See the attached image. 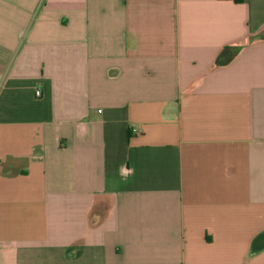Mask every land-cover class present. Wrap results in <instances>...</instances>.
<instances>
[{"label": "crops", "instance_id": "crops-1", "mask_svg": "<svg viewBox=\"0 0 264 264\" xmlns=\"http://www.w3.org/2000/svg\"><path fill=\"white\" fill-rule=\"evenodd\" d=\"M0 264H264V0H0Z\"/></svg>", "mask_w": 264, "mask_h": 264}, {"label": "built area", "instance_id": "built-area-1", "mask_svg": "<svg viewBox=\"0 0 264 264\" xmlns=\"http://www.w3.org/2000/svg\"><path fill=\"white\" fill-rule=\"evenodd\" d=\"M35 95H36V96H40V91H39V90H36V91H35Z\"/></svg>", "mask_w": 264, "mask_h": 264}, {"label": "trees", "instance_id": "trees-1", "mask_svg": "<svg viewBox=\"0 0 264 264\" xmlns=\"http://www.w3.org/2000/svg\"><path fill=\"white\" fill-rule=\"evenodd\" d=\"M237 1H239V0H237Z\"/></svg>", "mask_w": 264, "mask_h": 264}]
</instances>
